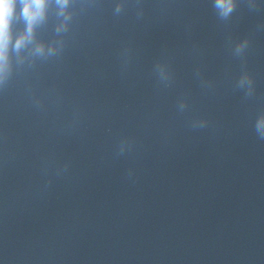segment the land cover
<instances>
[{
	"label": "water",
	"instance_id": "95a60500",
	"mask_svg": "<svg viewBox=\"0 0 264 264\" xmlns=\"http://www.w3.org/2000/svg\"><path fill=\"white\" fill-rule=\"evenodd\" d=\"M116 2L10 0L0 261L264 264V0Z\"/></svg>",
	"mask_w": 264,
	"mask_h": 264
},
{
	"label": "clouds",
	"instance_id": "9594fccd",
	"mask_svg": "<svg viewBox=\"0 0 264 264\" xmlns=\"http://www.w3.org/2000/svg\"><path fill=\"white\" fill-rule=\"evenodd\" d=\"M127 2V0H117L115 3V8L119 11L121 7L124 6V4ZM56 5L59 9L64 10L67 9L69 6L68 0H56ZM249 7H258L259 4L255 2V0H249ZM44 5L42 4L40 6V13L38 19L42 16ZM215 7L223 10L225 13L230 12L234 8L233 0H228L227 7H224L222 4V0H216ZM12 10V5L9 3H6L5 0H0V36H3V28L5 23H8V18L10 15V12ZM28 12V5L27 3H24L21 9V15L25 19L26 25L29 29H31L33 24V17L31 15L27 14ZM68 19V13H65L63 17L61 18V23H64ZM37 20V19H36ZM29 33H27L28 35ZM247 37H244V40H246ZM25 40H21L17 38L15 41V47L19 48V46L24 42ZM4 41L0 43V81H2L8 72V60H7V52L5 47ZM52 44L49 43V50L52 49ZM36 49L39 52L41 49V45L37 44ZM241 80L242 82H246L249 84V86L252 85V76L248 72L241 73ZM261 125H264V114H261L257 120V127H260ZM0 264H3V261H0Z\"/></svg>",
	"mask_w": 264,
	"mask_h": 264
},
{
	"label": "snow or ice",
	"instance_id": "6c2138e0",
	"mask_svg": "<svg viewBox=\"0 0 264 264\" xmlns=\"http://www.w3.org/2000/svg\"><path fill=\"white\" fill-rule=\"evenodd\" d=\"M6 3H9L10 4V0H5ZM36 2L38 3V5H42V0H36Z\"/></svg>",
	"mask_w": 264,
	"mask_h": 264
}]
</instances>
